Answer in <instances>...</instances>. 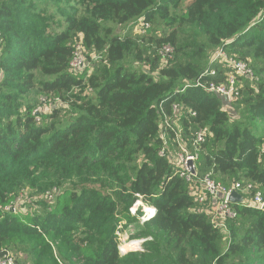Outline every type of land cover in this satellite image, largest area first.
<instances>
[{
	"label": "trees",
	"instance_id": "obj_1",
	"mask_svg": "<svg viewBox=\"0 0 264 264\" xmlns=\"http://www.w3.org/2000/svg\"><path fill=\"white\" fill-rule=\"evenodd\" d=\"M184 1H0V250L31 236L37 264H62L56 248L68 264H264V211L234 203L236 218L217 227L170 161L180 145L194 151L193 134L205 129L199 174L254 183L264 196V0ZM141 19L164 33H121ZM185 28L200 39L181 41ZM166 44L175 59L165 63L154 48ZM222 48L257 77L239 78L231 105L204 88L231 69L202 79ZM77 49L91 63L84 72L70 67ZM37 94L59 99L40 111L41 123ZM164 113L180 138L171 129L162 136ZM28 186L45 196L33 203L45 215L22 213ZM136 195L158 210L136 225L154 242L122 258L116 232L121 221L136 223ZM11 204L17 213L5 210ZM79 226L85 231L71 235ZM72 243L74 251L62 248Z\"/></svg>",
	"mask_w": 264,
	"mask_h": 264
},
{
	"label": "built area",
	"instance_id": "obj_2",
	"mask_svg": "<svg viewBox=\"0 0 264 264\" xmlns=\"http://www.w3.org/2000/svg\"><path fill=\"white\" fill-rule=\"evenodd\" d=\"M143 21L141 19L139 22ZM144 22V21H143ZM145 33L150 28L149 23H145ZM148 27V28H147ZM175 48L171 45H164L161 50V56L163 61L172 60ZM90 63L82 53L81 49H77L73 53V57L70 63V67L75 72H84L88 69ZM228 67L231 72L228 73L221 83L207 82L204 88L212 93H217L225 99L228 105L233 104L241 96L242 85L238 83L239 78L257 79L254 71L250 65L244 61H239L234 57L228 55V53L222 48L214 53L211 58L210 65L202 73L203 78H216L219 76L220 69ZM198 85H202L198 82ZM208 85V86H207ZM172 109L174 113L180 111L178 104H173ZM40 113V111H39ZM164 116V127L162 128V136L165 138L169 129L175 131L180 138V131H176L172 126V116L163 114ZM192 116H196L192 113ZM207 132L205 129H200L197 133L193 134L192 147L194 151H191L187 146L180 145V151L173 155L170 159L173 166H176V176L184 179L191 192L195 194L198 201L203 204L202 210L199 212L207 213L214 216V223L217 227H224L227 219H235L237 216L236 211L232 207L234 204L231 201L233 193H237L242 196V202L237 203L245 208L255 209L264 211V196L263 193L258 190V186L251 182H236L232 186H226L222 183L217 182L213 178L212 172L206 173L201 176L198 171V153L200 146L206 142ZM167 144V141H166ZM161 156H165V151L160 153ZM264 156V149L262 150ZM189 163H192L189 166ZM52 197V195H51ZM137 201L130 209L132 217L136 218L135 224H129L127 221H121L116 232V236L120 241L118 250L120 257L124 258L129 254L145 253L147 251L146 245L154 242L153 236L143 237L139 235L135 240H131V237L135 234L136 225L143 227L148 222L152 221L158 213L157 208L146 201L143 196L136 195ZM8 212L17 213L14 205H9L5 209ZM119 244V243H118ZM0 264H18L16 257L13 256L11 251L0 250Z\"/></svg>",
	"mask_w": 264,
	"mask_h": 264
},
{
	"label": "rangeland",
	"instance_id": "obj_3",
	"mask_svg": "<svg viewBox=\"0 0 264 264\" xmlns=\"http://www.w3.org/2000/svg\"><path fill=\"white\" fill-rule=\"evenodd\" d=\"M188 1L189 0H185L184 1V6H186V4L188 3ZM144 25H145V23L143 21L138 22L137 24L131 25V28H128L127 27L126 29H123L121 31V33L122 34H126V33H128V32L131 31L133 33V35L145 36L146 33H145V29H144L145 26ZM150 29H151L152 33H156V34H163L164 33V29L161 28V27H158V26L157 27H153V26L151 27L150 26ZM184 30L185 31L181 35V38L183 40L181 39V41H193L195 39H200V37H198L196 34H194V32L190 28H185ZM116 32L120 33V29H116ZM161 50H162V48H157V49L154 48V51H157V54L155 53L154 56L160 57L162 55L161 54ZM151 52H153V50H151ZM157 55H159V56H157ZM91 59L92 60H98V61H100L102 59V57L100 55H96V56L94 55L93 58H91ZM174 59H175V53L173 54L172 60H174ZM178 59L179 60L182 59V55L181 56H178L177 60ZM150 66H148V69L150 68ZM164 66H165V64L160 59V63H157V65H156L157 70L158 69H162ZM90 67H91V63H90L89 68ZM135 67H137L138 69L140 68L139 64H137V63H136V66ZM92 71H93V66H92ZM88 92H89V95H92V93L90 91H88ZM37 98L40 100V105L35 110L34 115H35V121L37 123H41L42 122V117H41V113H39V111H43V109L46 106H49V105H50V107H54V106L58 105L59 99L56 98L54 95L49 96V97H46V96H43L41 94H37ZM54 102H56V103H54ZM62 106L65 107V108H63L64 111L67 110V108H69L68 105L65 104V103H63ZM68 115H70V113H67L66 114L65 112H63L61 114V117L64 119L65 117H68ZM234 115H235V113L232 111V117ZM234 119H236V118H234ZM180 129L183 130L182 128H180ZM19 196H23L24 197V200H25L24 202L21 201L20 204H19V207H20L22 213H26L27 211H31V212H38L39 215L40 214L45 215V211H47V210L49 211L50 210V209H47L45 207H40V206H36V205L33 204V203H35V201L37 199L44 198L45 196H42L41 194L37 193L36 190H33L29 186L27 188H25V192H21V195L19 194ZM48 199H47V201L48 202L49 201H52V204H53V201H54L53 198L52 197H48ZM20 200H21V198H20ZM83 231H85L84 227L83 226H79V229L77 231H75V233L73 232V234H71V235H74L75 236L78 233H81ZM134 231H135V234H134V236L131 237V240H135L136 237H138L139 235H141V229L138 228V226H136V228H135ZM227 236H228V233L225 236V239H226ZM33 238L34 237H31V236H29L27 238H22V243H21L22 245H20L19 248H16V247L13 246L10 249H8L9 251H11V253L13 254V256L16 257L18 264H37V263L41 262V259L38 258L37 256H35V251L32 248L33 247V243H34V241L32 240ZM51 241H53V240H51ZM117 242L120 245V241H119L118 238H117ZM62 248L64 250L74 251V244L73 243L72 244H67L66 246H63ZM138 254H143V253H138ZM130 255H132V254H129V255L125 256V257H128ZM138 257L139 256H137L136 259H133L132 257H129L128 259L131 258L132 262H137L138 263V259H139ZM55 258H56V260L58 262H60L62 264H64V262L66 264H68V262L63 259V257L61 256V254H60V252L58 251L57 248H56V251H55ZM48 261H50V260L49 259L48 260H45V262H48ZM71 263L72 264H80L79 263V259L77 257L76 258H72L71 259Z\"/></svg>",
	"mask_w": 264,
	"mask_h": 264
},
{
	"label": "water",
	"instance_id": "obj_4",
	"mask_svg": "<svg viewBox=\"0 0 264 264\" xmlns=\"http://www.w3.org/2000/svg\"><path fill=\"white\" fill-rule=\"evenodd\" d=\"M192 163H189V166H191ZM231 201L233 203H241L242 202V196L237 194V193H233L231 196Z\"/></svg>",
	"mask_w": 264,
	"mask_h": 264
}]
</instances>
